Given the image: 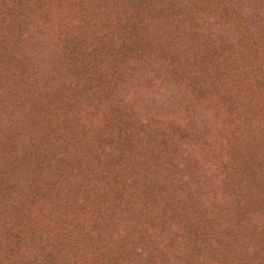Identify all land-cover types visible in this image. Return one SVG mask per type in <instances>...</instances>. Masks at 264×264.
<instances>
[{"label": "rangeland", "instance_id": "374dc122", "mask_svg": "<svg viewBox=\"0 0 264 264\" xmlns=\"http://www.w3.org/2000/svg\"><path fill=\"white\" fill-rule=\"evenodd\" d=\"M0 264H264V0H0Z\"/></svg>", "mask_w": 264, "mask_h": 264}]
</instances>
